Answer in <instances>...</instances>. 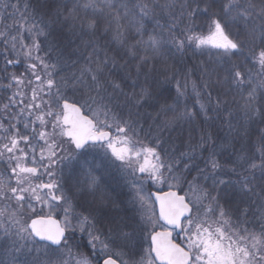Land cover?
Segmentation results:
<instances>
[{
    "label": "snow or ice",
    "instance_id": "obj_1",
    "mask_svg": "<svg viewBox=\"0 0 264 264\" xmlns=\"http://www.w3.org/2000/svg\"><path fill=\"white\" fill-rule=\"evenodd\" d=\"M29 7L21 6L19 0H0V43L5 59V67L0 69L5 75L0 79L8 81L0 88L11 91L7 102L0 103V226L7 224L21 239L44 242L52 251L67 247L79 230L89 237L95 264H264V151L260 164L237 157V167L229 169L237 180L213 179V191L219 186L233 187L242 196L257 197L256 211H250L251 205H238L235 211L221 205L219 192L213 195L196 178L188 181L181 174L190 170L189 165L181 169L159 137L148 140L151 133L141 125L138 109L152 94L142 87L139 95H129L111 80L106 69L109 62L116 65L115 57L105 56L95 68L85 67L79 75L55 78L57 65L40 55V38L48 41L51 35L46 31L48 25H42L36 10ZM175 7L157 0H137L131 7L126 0H76L64 19L71 27L91 34L101 23L106 32L114 25V39L139 61L137 71L162 56L166 47L181 54L186 46L215 49L222 74L216 68L203 70L208 77L202 85L207 104L200 102V92L192 84L200 113L206 120L209 111L231 117L229 101L223 99L231 95V102L246 118L264 120V0H183L178 14ZM198 17L206 18V34L196 31ZM9 19L11 25L5 23ZM125 20L134 29L130 38L122 31ZM145 21L154 27L149 30ZM237 23L243 26L244 39L232 31ZM25 34L30 43H25ZM245 49V63H235L232 57L243 56ZM9 53L16 58L10 59ZM21 56L27 61L26 71L19 75L9 72L8 66L20 63ZM187 86V77L183 84L177 81L178 97ZM212 87L218 89L214 101L208 91ZM183 115L195 114L186 111ZM228 123L231 127L230 120ZM211 139V135L207 140L202 137L200 147ZM89 155L119 162L122 173L131 177L135 195L130 203L138 206V219L102 223L92 212H75L72 196L62 182L61 163L82 160L88 186L94 187L97 178L87 166ZM182 156L191 158V153ZM206 165L213 173L224 167L214 151ZM200 172L204 174L205 169ZM26 212L31 215L25 220ZM249 216L258 219L252 222ZM76 264H93V259L81 255Z\"/></svg>",
    "mask_w": 264,
    "mask_h": 264
},
{
    "label": "trees",
    "instance_id": "obj_2",
    "mask_svg": "<svg viewBox=\"0 0 264 264\" xmlns=\"http://www.w3.org/2000/svg\"><path fill=\"white\" fill-rule=\"evenodd\" d=\"M21 6L28 4L29 10H36V19L40 21L42 25H48L46 31L55 34L54 38L59 40L63 37L62 33L57 31L60 28H64L67 24L68 29H71L70 21H65L64 17L67 16L68 11H70L76 3V0H19ZM115 3H119L120 0H113ZM126 2L131 5L137 0H126ZM158 3H174L176 5L173 10L176 14L180 12V4L183 0H157ZM259 3V0H256ZM214 11H219V8L213 9ZM23 11V7H21ZM160 12V9H157ZM59 13V15L57 14ZM83 15V13H81ZM161 23H165L167 15L162 14ZM43 17V19H41ZM6 24L11 25L13 21L11 19L5 21ZM124 28L122 31L125 36L129 38L134 35V29H132L128 22L122 21ZM196 31L198 33H207V21L205 17H198L195 20ZM146 27L151 30L154 27L153 23L145 21ZM104 24L101 23L100 28L95 34L88 33L84 31L86 35L87 42L96 43L97 45H103L100 47L104 48V55L100 57V52L97 48H93L92 57L83 56L78 52H66L63 51V55L66 54V58L70 57V61H79L85 58V62L81 63H67L63 61L61 63H56V74L55 78L59 80L61 76L69 77L72 74H77L81 72L85 67L95 68V59L97 61L103 60L107 52L117 56L116 65L113 66L111 62L108 64L106 71L109 74V78L114 80L116 83L121 85L124 92L132 95L135 92L139 95L141 88L146 87L151 92V97L147 98L146 103H144L139 109V119L141 125L146 131H150L151 135L148 140L159 137L162 141L163 147L171 154V157L180 162V167L183 169L184 164L189 165V171H182L181 174L186 176L188 181H192L196 178V182L202 187L206 188L213 195L219 192V201L221 205L235 211L236 206L250 207V211L255 212L260 200L257 197H245L233 187L219 186L216 191H213V179H224L226 181H235L238 177L231 173L229 169L237 167L235 161L237 157L244 156L248 159L254 160L257 164L261 163V152L264 151V120L260 117H254L251 120L246 118L242 111L239 110L238 105L231 102V95L224 96L223 99L229 101V108L232 110L231 117H218L213 111H209L208 116L210 119H205L204 115L200 113L199 104L197 103L196 93L192 90V84L195 82L197 90L200 92L199 100L202 103L207 104L208 98L203 88V83L208 80V77L204 74V69L216 68L217 71L221 72V66L216 63L217 57L214 55L215 49L210 50H200L193 46H186L184 52L178 53L175 48L166 47L163 50V55L157 57L151 64L143 65L137 71V64L139 61L127 55L126 49H124L117 41L114 39V28L109 31H104ZM66 29V28H65ZM80 29L79 27L73 28V30ZM72 30V29H71ZM233 33H240L241 39H244L243 26L239 23L235 24ZM56 33L58 35L56 36ZM69 33L66 30L67 34ZM73 34H77L73 31ZM27 35V34H25ZM79 35V34H78ZM90 35L95 37L92 39ZM53 38V40H54ZM41 41L45 42L43 37L40 38ZM50 40V39H49ZM48 40V41H49ZM46 41V43H49ZM69 46L73 47L75 42L67 41L65 42ZM259 43V41H257ZM54 47H51L52 55H59L58 47L56 46V41ZM3 44L0 43V69L5 67V59L2 54ZM68 47V46H67ZM94 47V46H88ZM97 49V50H96ZM103 53V52H101ZM75 55V57L72 56ZM248 55L247 49H245V54L243 56L237 55L233 56L232 59L235 63L241 64L245 63V56ZM41 56H44L41 54ZM9 58L13 59V53H9ZM88 59V60H87ZM90 61V62H89ZM55 64V63H53ZM27 61L22 58L20 63L8 66L9 72H15L16 74H21L26 71ZM248 67H252L249 63ZM255 71V69H254ZM5 75L0 72V77ZM187 77L188 86L186 89H181L184 92L182 97H178L176 91V83L180 81L184 83V79ZM85 79L90 81V77L86 74ZM215 80V77H213ZM8 81L0 79V84H6ZM208 91L212 93L213 101L217 98V91L215 87L209 88ZM69 94L72 95L71 91ZM11 95V91L0 88V103H6L7 97ZM69 95V96H71ZM239 100V97H236ZM259 89H258V100ZM259 106V104H258ZM15 111V109H13ZM194 113V117H186L183 114L186 112ZM231 121V127L228 121ZM208 135H211V142L204 143L203 147L201 145V138L204 137L207 140ZM216 153V159L219 160L221 165L224 167L213 173L211 168L206 165V161L212 152ZM184 153H191V158L187 156H182ZM246 166V164H245ZM0 165V169H2ZM200 169H205L204 174H201ZM117 171V178L120 175ZM238 171H243V169L238 168ZM247 174V173H245ZM256 176L259 177L260 173L257 170ZM204 175L208 176V179H204ZM124 175L123 177H125ZM46 181V177L44 178ZM109 181V178L107 179ZM106 180V181H107ZM259 183V180L257 181ZM105 188L106 185H103ZM24 214V218H25ZM61 218V216H59ZM250 221L254 222L257 217L249 216ZM8 227L7 224L0 226V264H20V261L24 260L26 257V251L21 247V243L24 241L14 232V229L8 227V233L5 234L4 228ZM89 238L86 233L79 232L77 230L70 239V243H73L74 250L78 255L89 253L90 246L88 244ZM37 246H43L44 243H35ZM49 249V248H47ZM65 249L61 247L60 250ZM52 251L51 249H49ZM26 252V253H25ZM57 252V251H53ZM63 252V251H62ZM65 254V252H63ZM50 257L40 256L39 259H34L24 262L23 264H33L35 260H42L43 263H51L55 260L57 255L49 253ZM64 259V257H62ZM45 262V263H44Z\"/></svg>",
    "mask_w": 264,
    "mask_h": 264
},
{
    "label": "rangeland",
    "instance_id": "obj_3",
    "mask_svg": "<svg viewBox=\"0 0 264 264\" xmlns=\"http://www.w3.org/2000/svg\"><path fill=\"white\" fill-rule=\"evenodd\" d=\"M67 24L64 25V28H60V30L56 29L57 31L62 33V38L59 40H56L55 34H52L50 32L49 37V43L53 44L56 41V46L58 47V53L59 55H55L51 51V48L48 47L49 43H46V41H41V48L42 51L40 52V55H44L45 58L50 63H61L63 61H67V63H81L85 60V58L80 59L79 61H70V57L66 58V54L63 55V51L66 52H78L82 54L83 56L92 57V50L93 48H97L100 52V57H103L104 55V48L100 47L103 45H97L96 43L87 42L86 35H84V31L81 29H68ZM66 28V29H65ZM66 30L69 31V33H66ZM73 31H75L77 34H73ZM79 34V35H78ZM58 33H56V36ZM93 39L95 36L90 35ZM54 38V40H53ZM25 43H30V38L27 35H24ZM67 41L75 42L73 47L69 46ZM68 46V47H67ZM88 46H94V47H88ZM53 48V47H52ZM96 49V50H97ZM14 55V54H13ZM72 56V55H71ZM106 56L107 57H117L106 50ZM72 57H75L72 56ZM97 57L95 59V62H97ZM16 56L14 55L15 59ZM24 58L23 56L20 57V59ZM88 60V59H87ZM85 62V61H84ZM90 62V61H89ZM68 95L69 92L67 93ZM67 147V145H65ZM88 161V167L92 168L93 175L97 178V183L94 187L88 186V176L86 175V170L83 166V161L73 160L71 163H68L67 160L62 161L61 163V169L60 175L62 177V182L65 185V190L69 192V195L72 196V205L75 210V212L79 211L76 208H80L85 210L86 214L88 215L89 212H92L94 215H97L99 219H101L102 223L106 222L111 219L115 220H121L124 221L130 220L132 218H139V213L137 212V207L134 206L130 201H132L135 190L131 183V177L125 176V174L122 173L119 167H114V171L118 170V174L120 175L121 179L117 178L113 179V175L110 171H112L113 167L111 166V162L108 161H101L99 158V155H89L87 157ZM99 165V167H97ZM109 171V177L108 173ZM110 179L112 181H109L107 179ZM47 179V178H46ZM107 180V181H106ZM114 181V185H113ZM46 182V181H45ZM106 185L107 188H105L103 185ZM151 190H155V188H152ZM25 218L28 219V216L31 215V213H25ZM85 215V214H84ZM63 217L61 216V219ZM75 223V221H73ZM98 227H102V224H99ZM80 232V231H79ZM87 235V234H86ZM89 238V237H88ZM71 239V238H70ZM70 239L68 240L67 247L63 250H59L57 252L50 251L44 246H37L35 243L23 241L21 243V247L27 252L25 255V259L20 261V264H23L24 262L31 260L33 257L34 259H39L40 256H45L47 254L48 257H50L49 253H53L54 255H57L55 260L51 263H45V264H76V262L81 258V255L88 256L90 259H93V264H95V253L89 252L84 253L81 255H78L77 252L74 250L73 243H70ZM89 244V243H88ZM90 246V245H89ZM145 247L147 245L145 244ZM65 252V254L63 252ZM64 257V259L62 258ZM28 259V260H27ZM43 263L42 260L38 261L35 260L33 264H41Z\"/></svg>",
    "mask_w": 264,
    "mask_h": 264
},
{
    "label": "flooded vegetation",
    "instance_id": "obj_4",
    "mask_svg": "<svg viewBox=\"0 0 264 264\" xmlns=\"http://www.w3.org/2000/svg\"><path fill=\"white\" fill-rule=\"evenodd\" d=\"M118 163L119 162H116V164H113V163H111V166L113 167L112 169V171H110L111 173H112V175H113V179H115V178H117V176H116V174H117V171H115V172H113L114 171V167L116 168V167H118L117 165H118ZM107 173H108V177H109V171H107ZM98 181V180H97ZM117 182H118V178H117ZM115 183H114V181H113V185H114ZM82 207H80V208H76L79 212H82V213H84L85 215H87L86 214V212H85V210H83V209H81ZM60 218V217H59ZM61 219V218H60ZM97 226H99V224L97 225Z\"/></svg>",
    "mask_w": 264,
    "mask_h": 264
},
{
    "label": "water",
    "instance_id": "obj_5",
    "mask_svg": "<svg viewBox=\"0 0 264 264\" xmlns=\"http://www.w3.org/2000/svg\"><path fill=\"white\" fill-rule=\"evenodd\" d=\"M153 191H155V190H153ZM59 218V217H58ZM41 243H44V242H41ZM53 247H55V246H53Z\"/></svg>",
    "mask_w": 264,
    "mask_h": 264
}]
</instances>
